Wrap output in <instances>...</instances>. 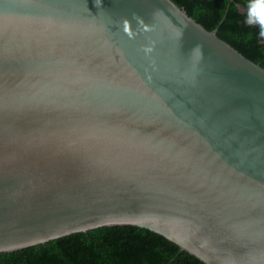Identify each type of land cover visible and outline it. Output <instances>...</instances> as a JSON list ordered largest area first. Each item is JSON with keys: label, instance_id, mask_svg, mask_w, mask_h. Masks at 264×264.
Instances as JSON below:
<instances>
[{"label": "water", "instance_id": "1", "mask_svg": "<svg viewBox=\"0 0 264 264\" xmlns=\"http://www.w3.org/2000/svg\"><path fill=\"white\" fill-rule=\"evenodd\" d=\"M123 226L264 264V69L170 0H0V254Z\"/></svg>", "mask_w": 264, "mask_h": 264}, {"label": "trees", "instance_id": "2", "mask_svg": "<svg viewBox=\"0 0 264 264\" xmlns=\"http://www.w3.org/2000/svg\"><path fill=\"white\" fill-rule=\"evenodd\" d=\"M264 69V38L245 21L248 0H170ZM0 264H203L165 238L137 227L100 228L0 254Z\"/></svg>", "mask_w": 264, "mask_h": 264}, {"label": "clouds", "instance_id": "3", "mask_svg": "<svg viewBox=\"0 0 264 264\" xmlns=\"http://www.w3.org/2000/svg\"><path fill=\"white\" fill-rule=\"evenodd\" d=\"M244 22L250 27L258 26L259 36L264 38V0H248Z\"/></svg>", "mask_w": 264, "mask_h": 264}]
</instances>
